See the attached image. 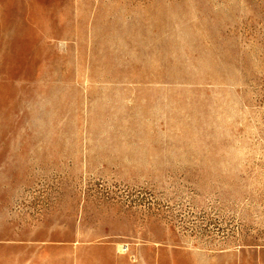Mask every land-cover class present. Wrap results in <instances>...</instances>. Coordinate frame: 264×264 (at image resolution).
<instances>
[{
  "label": "rangeland",
  "instance_id": "374dc122",
  "mask_svg": "<svg viewBox=\"0 0 264 264\" xmlns=\"http://www.w3.org/2000/svg\"><path fill=\"white\" fill-rule=\"evenodd\" d=\"M0 264H264V0H0Z\"/></svg>",
  "mask_w": 264,
  "mask_h": 264
}]
</instances>
